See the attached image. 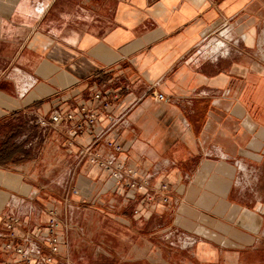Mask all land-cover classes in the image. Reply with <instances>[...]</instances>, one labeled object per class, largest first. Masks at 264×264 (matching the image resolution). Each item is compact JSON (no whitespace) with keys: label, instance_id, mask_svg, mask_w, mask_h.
I'll use <instances>...</instances> for the list:
<instances>
[{"label":"crops","instance_id":"obj_1","mask_svg":"<svg viewBox=\"0 0 264 264\" xmlns=\"http://www.w3.org/2000/svg\"><path fill=\"white\" fill-rule=\"evenodd\" d=\"M81 105L83 134L51 121ZM64 205L53 264H172V230L203 264H264V0H0V264Z\"/></svg>","mask_w":264,"mask_h":264},{"label":"built area","instance_id":"obj_2","mask_svg":"<svg viewBox=\"0 0 264 264\" xmlns=\"http://www.w3.org/2000/svg\"><path fill=\"white\" fill-rule=\"evenodd\" d=\"M154 95L162 100L167 99V97L163 94ZM93 99L101 100L100 110H107L111 107L110 96L103 98L101 93H97L93 96ZM100 110L87 105H81L79 107V116H77L76 112L74 111L66 113L55 111L51 117V121L57 126L69 125L70 135L76 137L83 134L88 126H95L98 123ZM40 123L44 126L49 125V122L46 120H40ZM68 145V150L70 153L74 151V148H77V145L73 139L68 142ZM107 145L113 148L115 151L121 150V146L114 144L113 142H108ZM76 151L80 155L89 154L91 156L92 162L103 166L105 170L119 183H126L132 188L142 187V185L138 183L136 179L127 180L125 177L129 176L136 178L137 176L141 175L140 172H136L132 168H126L123 162L116 161L112 155L102 157V154L100 153H91L89 148H79L78 150L76 149ZM167 189L168 186L166 183H164L158 190V193H160L164 202L168 201V196L164 192ZM17 222L18 219L16 218L11 219L9 227L13 228V224ZM44 230V233L39 234L33 232V236L37 237L34 242H31V235L26 236L25 240L28 243V247H32L33 249L29 255H27L28 247L25 244L14 247L12 243H8L6 248L9 250L15 249L16 253L18 254V262H22V264H53L54 259L62 246L61 235L62 231L64 230L63 222L57 216L56 209L54 207H50L48 210V220ZM36 231H41V228H37ZM38 243L47 245L50 253L47 255H42Z\"/></svg>","mask_w":264,"mask_h":264},{"label":"rangeland","instance_id":"obj_3","mask_svg":"<svg viewBox=\"0 0 264 264\" xmlns=\"http://www.w3.org/2000/svg\"><path fill=\"white\" fill-rule=\"evenodd\" d=\"M56 214L63 222V233L67 234L73 226L67 216V206L64 205L63 213L56 210ZM199 241L200 240H198V238L193 234H184L172 230V264H203L205 261L203 257H201L202 251ZM246 259L261 262L263 261L264 256L262 254L256 253L251 254L250 257L247 256ZM231 261L232 258H228V264H230Z\"/></svg>","mask_w":264,"mask_h":264},{"label":"bare ground","instance_id":"obj_4","mask_svg":"<svg viewBox=\"0 0 264 264\" xmlns=\"http://www.w3.org/2000/svg\"><path fill=\"white\" fill-rule=\"evenodd\" d=\"M228 36V35H227Z\"/></svg>","mask_w":264,"mask_h":264}]
</instances>
